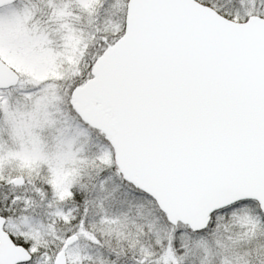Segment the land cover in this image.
Masks as SVG:
<instances>
[{"label": "snow or ice", "instance_id": "snow-or-ice-1", "mask_svg": "<svg viewBox=\"0 0 264 264\" xmlns=\"http://www.w3.org/2000/svg\"><path fill=\"white\" fill-rule=\"evenodd\" d=\"M0 264H264V0H0Z\"/></svg>", "mask_w": 264, "mask_h": 264}]
</instances>
